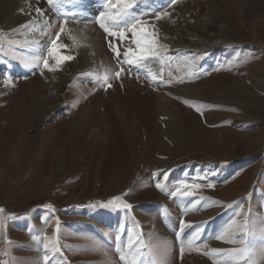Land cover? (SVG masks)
Listing matches in <instances>:
<instances>
[{"label": "rangeland", "instance_id": "1", "mask_svg": "<svg viewBox=\"0 0 264 264\" xmlns=\"http://www.w3.org/2000/svg\"><path fill=\"white\" fill-rule=\"evenodd\" d=\"M75 1L0 0V264H214L210 249L242 246L215 236L243 213L244 239L264 247V0H128L166 58L149 65L156 80L118 64L135 46L95 22L108 0ZM37 8L64 18L41 27ZM65 21L74 58L25 67ZM196 28L212 46H190ZM108 69L110 87L96 79ZM116 196L131 208L100 207ZM53 237L59 252L44 247ZM193 237L199 250L181 254Z\"/></svg>", "mask_w": 264, "mask_h": 264}, {"label": "snow or ice", "instance_id": "2", "mask_svg": "<svg viewBox=\"0 0 264 264\" xmlns=\"http://www.w3.org/2000/svg\"><path fill=\"white\" fill-rule=\"evenodd\" d=\"M49 5L54 3V0H48ZM108 8L109 11L102 12L96 18L95 22L99 24V27L104 30L107 36L112 37L114 39H118L121 43L128 39V33H131V45L135 47L128 46L123 51V59L118 60L119 65L127 64L134 65L138 69H147L148 75L152 80H156L157 76L152 72L150 68V63H154L159 61L160 64L164 65V60L166 58H161L157 51V34L155 32H149L148 28L135 16H132L129 12V9L132 8V3H129L128 0H108ZM38 15L41 14V10L39 8L36 9ZM159 18V17H158ZM46 23V22H45ZM65 23H61L59 25V31L55 33V38L50 39L48 47H47V55L46 57H41L39 55L33 56L31 58H26L24 61L25 67H34L38 66L41 62L44 67L47 68L48 71L55 72L59 70V68L63 65L64 62L72 60L74 57L71 55L63 54V51L68 48V45L61 42L62 35L66 34V25ZM39 26H37L38 28ZM36 30V29H33ZM42 34H45V30L41 29ZM68 38L72 41L73 45H78L77 38L71 34L69 31L67 33ZM38 43V42H33ZM109 47L113 51L116 57L121 56V52L119 47L109 42ZM159 47H164L163 45H159ZM49 60L54 61V65L49 64ZM123 67H121L120 71L115 73V77L119 78L121 71H123ZM111 70L108 69L105 71L103 76H97L96 79L104 85L111 86L109 82ZM185 104H189L188 101H184ZM190 107L196 108L197 111H200L203 105L197 107L196 105L189 104ZM156 187L158 189L163 190V185L157 183ZM182 187L187 188L189 186L182 185ZM195 187H199V185H195ZM211 187V185H209ZM177 193L185 196L191 195V192L184 191L181 192L180 188H177L176 192L172 193V195H176ZM127 195V193H125ZM215 203V202H213ZM49 211H54L51 205H46ZM100 207H113V208H124L130 209L131 205L125 203L120 196L113 197L107 203H101ZM4 210L0 209V213H3ZM242 212H237L236 216H240ZM245 215L244 223L238 222L235 218L232 219L223 229L222 231L215 236L216 240L227 242V243H241V247L239 248H231V249H218L213 248L210 249L206 255H209L214 258V264H264V247L256 248L253 245H250L244 237L248 235L250 229L247 220V213H243ZM11 218L7 217L6 219ZM3 224V221H0V225ZM185 227V222H180V232L177 233V237L180 236L181 232ZM57 233L59 231V222L57 221ZM237 234L240 235L239 241L237 240ZM46 242L44 244L45 249H51L53 251L59 252L58 241L55 237L53 238H45ZM117 240L120 239L119 236L116 237ZM197 237H193L187 241V244H182L181 246V254L185 251V248L192 250L196 247L199 250V247L196 245ZM133 245V239L131 234H129V243L128 247ZM206 247V245H204ZM48 257L45 256V260ZM121 259H124L122 256ZM133 264H135V259L133 260ZM155 264V262H154Z\"/></svg>", "mask_w": 264, "mask_h": 264}, {"label": "bare ground", "instance_id": "3", "mask_svg": "<svg viewBox=\"0 0 264 264\" xmlns=\"http://www.w3.org/2000/svg\"><path fill=\"white\" fill-rule=\"evenodd\" d=\"M75 1V0H74ZM76 2V4H78V6L81 8L84 4H85V2H84V0H76L75 1ZM2 3H5L4 1H2ZM75 4V5H76ZM44 6V5H43ZM140 10V9H139ZM51 11V10H50ZM50 11H48L47 13H44V14H42V12H41V14L43 15V17H42V15H41V17L39 18L40 20H39V24L41 25V27H45L46 28V26L50 23V22H52L54 19H55V14L57 15H60L61 16V19L62 18H64L63 17V15L62 14H60L61 12L59 11V10H57V11H55L56 13H51ZM45 12H46V10H45ZM60 12V13H59ZM135 14V13H134ZM74 18H79L80 20H84L83 18H87L85 15H76ZM38 21V20H37ZM1 23V27L2 26H4V24H5V21L2 19L1 21H0ZM46 22V23H45ZM22 25H24V24H22ZM39 25V26H40ZM25 26V25H24ZM67 26V25H66ZM204 27L205 28H207V24H205L204 25ZM25 28V27H24ZM30 28V27H29ZM44 28V29H45ZM178 28V27H177ZM1 29V28H0ZM182 29V28H181ZM199 29V28H198ZM4 30V29H3ZM25 30V29H24ZM48 30V29H47ZM46 31V30H45ZM41 32V31H40ZM193 32V31H192ZM26 34V33H25ZM24 34V35H25ZM42 34V33H41ZM38 35V34H37ZM184 35V34H183ZM193 35V36H192ZM192 35H191V37H192V43H191V45L190 46H194V47H196V48H199L200 46V43H203V47H208V46H212L211 44H207L206 43V40L202 37V36H200L199 35V32L197 31V28L194 30V32L192 33ZM201 35H203V34H201ZM30 39H33V38H30ZM36 39V38H35ZM35 39H33V41L35 40ZM44 39V37L43 36H41V37H38L36 40H35V42H38V43H36L37 45H40L41 43V41L40 40H43ZM47 39V38H46ZM111 40H112V38H111ZM110 40V41H111ZM28 41H29V43L31 42V40H29L28 39ZM40 41V42H39ZM43 41H45V40H43ZM42 41V42H43ZM182 41V40H181ZM184 41V40H183ZM114 41H112L111 43H113ZM187 43V42H186ZM42 44H44V43H42ZM41 44V45H42ZM183 44H185V43H183ZM37 45H35V46H37ZM214 46H217V44H214ZM32 49H33V53H36V51L39 49V46H37V47H32ZM184 49V48H183ZM179 50V49H178ZM177 50V51H178ZM191 50V49H190ZM193 51H199L198 49H193ZM123 56V55H122ZM121 57V56H120ZM123 58V57H122ZM121 58V59H122ZM243 92H244V95H242V96H239V94H238V92H237V99H240V100H242L246 105L248 104V106H250V107H255V105H257L258 106V104H257V101L259 102V98H256V96L255 95H253L252 93H250V92H248L247 90H242ZM171 103V102H170ZM260 108V107H259ZM165 111V110H164ZM78 127V126H77Z\"/></svg>", "mask_w": 264, "mask_h": 264}]
</instances>
